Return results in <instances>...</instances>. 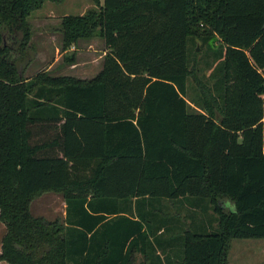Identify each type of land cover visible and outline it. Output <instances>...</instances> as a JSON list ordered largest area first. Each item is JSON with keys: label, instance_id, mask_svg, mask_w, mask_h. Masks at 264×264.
<instances>
[{"label": "trees", "instance_id": "trees-1", "mask_svg": "<svg viewBox=\"0 0 264 264\" xmlns=\"http://www.w3.org/2000/svg\"><path fill=\"white\" fill-rule=\"evenodd\" d=\"M45 1L0 0V260L131 264L149 220L121 215L132 198L213 207L219 228L188 231L174 264H229L233 239L264 238V0H93L62 17L61 49L102 38V70L26 77ZM47 191L64 221L32 214Z\"/></svg>", "mask_w": 264, "mask_h": 264}, {"label": "rangeland", "instance_id": "rangeland-1", "mask_svg": "<svg viewBox=\"0 0 264 264\" xmlns=\"http://www.w3.org/2000/svg\"><path fill=\"white\" fill-rule=\"evenodd\" d=\"M93 6V0H46L41 8L34 10L28 16L33 36L31 38V45L28 48L31 61L26 68L25 76L31 77L39 71H47L54 75H74L79 78L90 79L102 70L106 45L104 40L99 37H95L93 40L82 41L66 52L67 54L75 53V65L68 63L64 59V54L60 55L59 58L56 54V47L60 49V53L63 52L61 49V35L59 34L62 17L67 14H83L89 7ZM45 32L50 34V37L47 39L42 37V33ZM198 47L201 49L200 43H198ZM33 202L31 210L35 216L40 215L53 220L56 217L64 215L65 206L63 201L58 198H52L51 195H46L38 200L34 199ZM223 206L231 210L235 208L231 201H226ZM5 230V225L0 220V245ZM240 244L244 246L248 245L249 248L251 247L249 253L246 252L243 255L245 261L252 260L255 257V249H258V257L259 259L261 258V250H264L263 239L246 240L235 238L232 242L231 254L240 250L238 246ZM254 245H256L255 249L252 248ZM143 259V255H133V262L131 264H142ZM3 263L9 264L4 260H0V264Z\"/></svg>", "mask_w": 264, "mask_h": 264}, {"label": "crops", "instance_id": "crops-1", "mask_svg": "<svg viewBox=\"0 0 264 264\" xmlns=\"http://www.w3.org/2000/svg\"><path fill=\"white\" fill-rule=\"evenodd\" d=\"M59 34L61 35L62 42L63 34L61 30ZM42 37L44 39H47L50 37V34L48 32L42 33ZM93 39L94 38L82 39L77 44L81 43L82 41ZM65 53L66 52L64 51L60 53V49L56 47V54L58 58L60 57V55H63ZM73 64L75 65V63ZM46 195H51L52 198H58L63 201V204L65 206L63 213L64 215L56 217L55 219L59 218L60 220L64 221L66 219V201L63 193L56 191H47L42 193L35 199H41ZM127 201H131V207L129 208V212L122 213L121 215L125 214L134 220H141L142 217L140 213H146L149 215V220L147 222H143L142 229L145 234L144 237H146V239L141 240V237L137 232L138 234H136L135 236H130L127 240L125 251L130 252L131 250L134 255H144L145 253L154 256L159 255L165 264H174L176 260L178 261V257H181L183 255L184 236L188 231H191L193 233H206L219 228L218 217L214 212L213 207L211 206L209 201H188L186 198H180L175 200L163 199L159 201H150L148 199L142 198H132ZM31 205L33 204L31 203ZM49 220L52 219L49 218ZM121 222L122 221H120V224H122ZM121 232H124L122 229V225L120 226V234H122ZM241 239L264 240V238ZM233 240L231 241V246L228 254L229 264H264V250H261V258L259 259L258 249L254 248L256 247V245L252 246V248L255 249V257H253L252 260L245 261L243 258V255H245L246 252L249 253V250L251 248H249L248 245H238L240 250L232 252L231 254ZM144 248H147V250H144ZM155 258L157 259V257ZM142 264H147L145 258L143 259Z\"/></svg>", "mask_w": 264, "mask_h": 264}]
</instances>
